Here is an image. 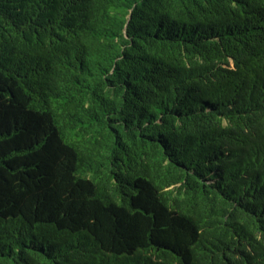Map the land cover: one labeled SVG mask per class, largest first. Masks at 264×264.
Listing matches in <instances>:
<instances>
[{
    "label": "trees",
    "instance_id": "1",
    "mask_svg": "<svg viewBox=\"0 0 264 264\" xmlns=\"http://www.w3.org/2000/svg\"><path fill=\"white\" fill-rule=\"evenodd\" d=\"M0 264H264V0H0Z\"/></svg>",
    "mask_w": 264,
    "mask_h": 264
}]
</instances>
